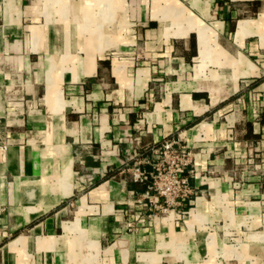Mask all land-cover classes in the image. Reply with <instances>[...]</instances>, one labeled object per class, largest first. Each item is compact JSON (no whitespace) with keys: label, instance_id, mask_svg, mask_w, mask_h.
Wrapping results in <instances>:
<instances>
[{"label":"crops","instance_id":"0c3cea01","mask_svg":"<svg viewBox=\"0 0 264 264\" xmlns=\"http://www.w3.org/2000/svg\"><path fill=\"white\" fill-rule=\"evenodd\" d=\"M0 137V264H264V0H0Z\"/></svg>","mask_w":264,"mask_h":264},{"label":"built area","instance_id":"2783aa9c","mask_svg":"<svg viewBox=\"0 0 264 264\" xmlns=\"http://www.w3.org/2000/svg\"><path fill=\"white\" fill-rule=\"evenodd\" d=\"M8 145L0 137V152ZM153 171H145L138 164L129 167L135 182L147 184V191L137 197L138 203L147 202L151 210L150 217L165 216L175 210L179 216L188 213L187 203H192L197 190L190 184V175L194 172V159L191 150L179 139H165L151 149ZM129 228L134 227L130 222Z\"/></svg>","mask_w":264,"mask_h":264}]
</instances>
